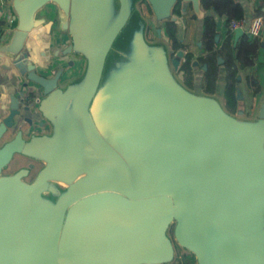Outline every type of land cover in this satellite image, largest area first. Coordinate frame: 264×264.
<instances>
[{
	"label": "water",
	"instance_id": "obj_1",
	"mask_svg": "<svg viewBox=\"0 0 264 264\" xmlns=\"http://www.w3.org/2000/svg\"><path fill=\"white\" fill-rule=\"evenodd\" d=\"M143 1L158 21L174 19L180 1L203 15L200 0H13L17 23L0 53L25 90L0 117V142L13 134L0 145V264H169L177 247L199 264H264V101L243 119L185 86L175 74L183 51L171 59L147 40ZM39 28L47 42L54 28L67 34L56 57L84 59L64 86L66 65L26 66ZM33 110L40 123L26 116ZM206 114L231 132L222 150L257 155L244 189L212 191L214 180L176 155L179 121ZM46 123L50 133L39 130ZM14 155L43 166L29 181L32 166L4 174Z\"/></svg>",
	"mask_w": 264,
	"mask_h": 264
},
{
	"label": "crops",
	"instance_id": "obj_2",
	"mask_svg": "<svg viewBox=\"0 0 264 264\" xmlns=\"http://www.w3.org/2000/svg\"><path fill=\"white\" fill-rule=\"evenodd\" d=\"M245 12L244 18V28L243 32L231 31L229 29V25L227 23L226 16H219L214 11H205L203 12L202 16H199L195 13L192 5L190 3H181L180 9L181 12L174 13L173 18L178 25V37L183 43V46L179 48H185L186 55L187 53L194 54L195 58H198L205 54L203 49L202 37L204 32V17L207 14H213L216 16L217 19V31H218V45L221 46L229 31L231 32V37L234 43H237L240 37L243 34H247L251 21L256 15H264V0H238ZM139 2L137 4V9L140 10L142 16L143 11L140 9ZM56 8L54 6H47L45 11H43V16L50 19L52 17L49 16L50 14H54ZM143 18L147 22V30H146V38L149 42H161L164 43L167 48L168 52L171 53L172 48L168 41V37L166 34V27L162 26V24L157 23L155 16L152 14ZM16 15L13 8V0H0V45L3 43L1 41L2 37L5 35V43L10 39L11 35L8 34L10 29H13L17 23ZM166 23V21L164 22ZM161 28V34L158 33V29ZM153 31L156 33V40H149L147 33ZM44 33L43 28H39L34 31L32 37L30 38L28 45L32 46V56L26 63V66L35 64L39 67L40 70L47 71V74L52 73L57 67L61 65H66V72L63 74L62 78L60 79V85L64 86L71 80L77 78L84 69V59L82 58H74L72 55H61L56 57L55 52L58 48H63L66 46L67 43V34L60 32L57 28H54L52 31V37L49 42L45 41L43 38L36 39L37 35H42ZM263 41V45L259 50L258 56L255 60V64L251 67H246L240 70L241 78H240V89L241 93L238 96V89H237V101L234 103V107L231 109L228 106L224 93L226 88V68L225 66H221L219 69V77L217 80V87L216 93L212 94L216 96L220 102L222 103L223 107L230 112L231 114L237 115L243 119H256L259 113L261 103L264 101V32L261 36ZM63 40V41H61ZM64 45V46H63ZM185 55V56H186ZM184 58L181 59V63ZM74 62L73 66H70L69 63ZM11 64V59L2 53H0V117H4L11 106V96L20 95L25 88L22 87V84L25 81V77L21 76L17 69H9L7 70L4 68V65ZM198 73V72H197ZM175 74L178 79L189 89L203 92L198 89H193L185 84L183 80V74L179 73V69L176 71ZM255 76V79L259 82L260 91L259 93L255 94L251 84L249 83L248 77ZM27 93V92H26ZM205 93V92H204ZM208 94V93H207ZM36 110H33L31 113L26 114L27 117L34 116L33 121L35 123L41 122V115L39 113L35 114ZM0 118V119H1ZM50 126L49 123H46V126L40 128L39 130H43L45 133L51 132L45 131L46 127ZM3 141V140H2ZM3 142H0V145ZM16 156V155H15ZM26 158V157H25ZM30 160V158H29ZM33 160V159H32ZM32 162V161H31ZM33 162L40 164L41 162L33 160Z\"/></svg>",
	"mask_w": 264,
	"mask_h": 264
},
{
	"label": "trees",
	"instance_id": "obj_3",
	"mask_svg": "<svg viewBox=\"0 0 264 264\" xmlns=\"http://www.w3.org/2000/svg\"><path fill=\"white\" fill-rule=\"evenodd\" d=\"M181 3L183 2L180 1L176 5L173 11L175 14L181 12ZM200 8L203 12L214 11L219 16H226L229 29L231 21L245 18L244 8L238 0H200ZM204 26L202 43L205 54L195 58L194 54L188 52L179 67V73H184L183 80L189 87L208 94H215L219 69L222 65L225 66L227 73L224 97L228 106L231 109L235 108L237 89L240 86V70L255 64L263 41L261 37L251 38L248 34H243L239 41L234 43L229 31L222 45L219 46L216 16L205 15ZM165 27L171 48L177 51L183 43L178 37L176 21L174 19L166 21ZM248 80L255 94L259 93L261 88L255 76H249ZM173 264H195V259L192 257L186 262L180 259Z\"/></svg>",
	"mask_w": 264,
	"mask_h": 264
},
{
	"label": "rangeland",
	"instance_id": "obj_4",
	"mask_svg": "<svg viewBox=\"0 0 264 264\" xmlns=\"http://www.w3.org/2000/svg\"><path fill=\"white\" fill-rule=\"evenodd\" d=\"M139 7L145 18L152 15V10L145 1L141 2ZM165 25L166 23L163 22L162 26ZM147 35L151 41L157 39L153 31ZM181 51H185V48H181ZM179 122L177 128L172 131L174 139L178 141L176 146L178 158H181L183 163L193 166L196 173H206L208 179L214 180V184L211 182L213 188L210 190L212 191L224 194L244 189L245 179L260 167L256 159L257 155L244 145L233 154L222 150V144L230 142L231 132L210 114L204 115L195 122ZM11 137L13 134L8 133L2 142ZM31 164L33 165L31 174L26 178L29 181L41 167L39 168L40 164L29 160L28 157L16 155L3 173H14L22 167H31ZM186 253L188 254L186 249L178 247L176 261L182 259Z\"/></svg>",
	"mask_w": 264,
	"mask_h": 264
},
{
	"label": "built area",
	"instance_id": "obj_5",
	"mask_svg": "<svg viewBox=\"0 0 264 264\" xmlns=\"http://www.w3.org/2000/svg\"><path fill=\"white\" fill-rule=\"evenodd\" d=\"M244 28V20H233L230 22V29L232 31H236L237 29ZM264 32V16H256L252 19L247 34L251 38L261 37ZM184 56L182 58L185 59L186 52L183 51Z\"/></svg>",
	"mask_w": 264,
	"mask_h": 264
},
{
	"label": "flooded vegetation",
	"instance_id": "obj_6",
	"mask_svg": "<svg viewBox=\"0 0 264 264\" xmlns=\"http://www.w3.org/2000/svg\"><path fill=\"white\" fill-rule=\"evenodd\" d=\"M152 14H153V12H152ZM153 15H154V14H153ZM155 19H156V18H155ZM169 20H171V19H169ZM169 20L158 21V20L156 19V22L162 24L163 22H165V21H169ZM178 51H180V50L178 49L177 51H174V50L172 49L171 53H169V54H170V58L173 59L174 57H176ZM181 59H182V58H181ZM180 65H181V62H180ZM180 65H179V67H180ZM178 69H179V68H178ZM45 126H46V125H45ZM49 129H50V126L47 125L45 131H46V132H47V131H50ZM14 157H15V155H14ZM13 159H14V158H13ZM30 160H32V159H30ZM11 162H12V161H11ZM11 162H10V163H11ZM9 165H10V164H9ZM9 165H8V166H9ZM31 166L33 167L32 164H31ZM42 166H43V164L40 163L39 168L42 167ZM30 174H31V173H30ZM210 182H211V181H210ZM211 186H213V185H211ZM169 236L173 239V228H171V230L169 231ZM177 248H178V247H177ZM192 257L195 259V264H199V262H198V260L196 259V257H195L190 251H188V254L186 253V254L183 256L182 260H183V262H186V261H188V259H191ZM174 261H176V259H175ZM174 261H173V262H174Z\"/></svg>",
	"mask_w": 264,
	"mask_h": 264
}]
</instances>
